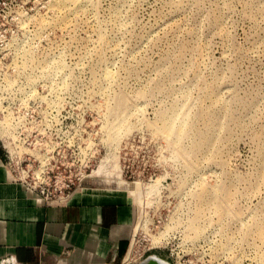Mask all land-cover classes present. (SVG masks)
I'll return each mask as SVG.
<instances>
[{
    "label": "rangeland",
    "instance_id": "1",
    "mask_svg": "<svg viewBox=\"0 0 264 264\" xmlns=\"http://www.w3.org/2000/svg\"><path fill=\"white\" fill-rule=\"evenodd\" d=\"M2 81L47 168L135 191L125 264H264V0H0Z\"/></svg>",
    "mask_w": 264,
    "mask_h": 264
},
{
    "label": "crops",
    "instance_id": "2",
    "mask_svg": "<svg viewBox=\"0 0 264 264\" xmlns=\"http://www.w3.org/2000/svg\"><path fill=\"white\" fill-rule=\"evenodd\" d=\"M0 146V259L19 264H125L134 234L136 194L86 186L50 203L19 180ZM118 188V187H117Z\"/></svg>",
    "mask_w": 264,
    "mask_h": 264
},
{
    "label": "built area",
    "instance_id": "3",
    "mask_svg": "<svg viewBox=\"0 0 264 264\" xmlns=\"http://www.w3.org/2000/svg\"><path fill=\"white\" fill-rule=\"evenodd\" d=\"M6 85V82H0V89L5 90ZM31 97L33 95L26 93L21 104H18L13 98L0 94V146L6 154V165L16 178L37 190L48 202L64 203L76 190L83 187L74 178L63 175L62 171L55 172V167L49 169L46 166L48 157L53 158L55 153L59 154L66 146L65 143H33L30 140ZM31 148L35 152L37 149L38 155L28 153ZM14 157L18 161L14 162ZM31 159L38 162L39 169L29 174V162L28 167H23L22 164ZM0 264H19V260L15 255H8L0 259Z\"/></svg>",
    "mask_w": 264,
    "mask_h": 264
},
{
    "label": "bare ground",
    "instance_id": "4",
    "mask_svg": "<svg viewBox=\"0 0 264 264\" xmlns=\"http://www.w3.org/2000/svg\"><path fill=\"white\" fill-rule=\"evenodd\" d=\"M163 132L166 133L169 136H179L181 135L182 132V127H178L176 124L168 122L163 126ZM130 185H132L133 187H135V189L137 190V192L140 195V185L138 182H132V183H128ZM262 235H264V229L262 228V230L260 231ZM156 242H159L158 237H155ZM130 252L128 253L129 256ZM160 261L162 263L165 264H172L171 262L164 260L163 258H161L159 255H153V256H149L147 258V260L144 262H142L141 264H145L147 261Z\"/></svg>",
    "mask_w": 264,
    "mask_h": 264
},
{
    "label": "water",
    "instance_id": "5",
    "mask_svg": "<svg viewBox=\"0 0 264 264\" xmlns=\"http://www.w3.org/2000/svg\"><path fill=\"white\" fill-rule=\"evenodd\" d=\"M146 260H147V259H146ZM146 260H145V261H146ZM145 261H144V262H145ZM145 264H165V263H162V262H160V261H154V260H153V261H147Z\"/></svg>",
    "mask_w": 264,
    "mask_h": 264
}]
</instances>
